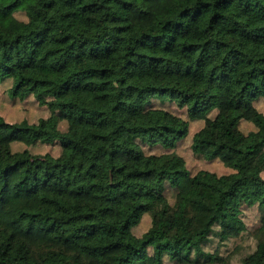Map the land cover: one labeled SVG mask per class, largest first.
<instances>
[{
	"label": "trees",
	"instance_id": "obj_1",
	"mask_svg": "<svg viewBox=\"0 0 264 264\" xmlns=\"http://www.w3.org/2000/svg\"><path fill=\"white\" fill-rule=\"evenodd\" d=\"M6 81L49 116H0V264H223L204 245L239 237L244 206L264 214V0H0ZM190 122L192 155L229 173L173 152ZM254 239L242 264H264V216Z\"/></svg>",
	"mask_w": 264,
	"mask_h": 264
},
{
	"label": "rangeland",
	"instance_id": "obj_2",
	"mask_svg": "<svg viewBox=\"0 0 264 264\" xmlns=\"http://www.w3.org/2000/svg\"><path fill=\"white\" fill-rule=\"evenodd\" d=\"M15 17L21 21H26V16L23 13H15ZM11 83L9 81L4 82L0 86V116L6 122L18 123L21 121H27L30 124L36 123L39 119L47 118L49 112L44 108L40 107L33 97H28L25 101L19 100H10L7 96V90L10 87ZM153 107L164 109L168 112L173 113L174 115L187 121V112L185 109L178 108L173 103H164L161 104L157 100H153ZM259 110L264 114V106H260ZM202 127V122H190L189 123V135L183 141L177 144L174 153L182 157L185 161L186 168L190 171L192 175L197 173L200 170H206L217 175H224L229 173L222 163L218 160H212L205 162L204 159H200L191 153L190 144L192 135L197 132ZM59 129L64 130V123L59 124ZM240 130L247 134L254 130V127L251 125L243 124ZM25 147L14 144L12 150L22 151ZM144 152L146 154H156L159 155L163 153V150L160 147H155L149 149L146 146H143ZM33 155H45L49 154L52 157H57L60 154L59 144L55 143L52 145H36L34 148L27 149ZM171 152V151H170ZM82 157L88 159V155L82 153ZM112 159L116 164H122L124 162V157L119 151H112ZM264 177V173L262 174ZM166 198L170 203L174 202L175 191L171 188L166 190ZM242 212V220L245 223L246 230L241 233L237 238H233L224 243H220L218 238L212 237L204 245V250L209 253H218V256L223 258V264H242V261L250 253L255 250L256 242L254 239V233L256 229L260 226L261 218L264 214L259 210L257 206L255 207H246L244 206ZM150 217L145 215L140 224L133 229V234L137 237L142 236L150 227ZM165 264H175L174 262L165 260ZM220 264V263H219Z\"/></svg>",
	"mask_w": 264,
	"mask_h": 264
}]
</instances>
